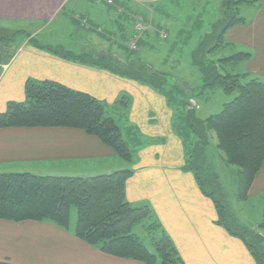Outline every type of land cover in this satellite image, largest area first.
I'll use <instances>...</instances> for the list:
<instances>
[{
  "label": "crops",
  "instance_id": "obj_1",
  "mask_svg": "<svg viewBox=\"0 0 264 264\" xmlns=\"http://www.w3.org/2000/svg\"><path fill=\"white\" fill-rule=\"evenodd\" d=\"M108 1L106 0L109 5L115 7L112 12L101 7L105 0H0V23H3L0 26L9 23L17 25L13 29L21 30L19 27L26 25L33 31L30 36L36 39L44 29L58 20L59 14L64 13L66 26L71 28L68 30L75 33L76 38H80L65 42L69 53L78 50L96 51L100 48V51L111 56L128 60L138 57L145 47L157 50L163 46H173L164 44L172 36H175L178 44L188 45L196 40L198 45L203 35L212 28L210 24L205 25L204 18L198 24L195 19L187 16L188 23H183L185 0L180 6H174L173 2L181 0H151L159 5L167 2L170 6L173 3V6L164 10L159 5H152L148 10L142 8L144 4L141 3L127 7L123 1L119 3L120 0H114L113 4ZM85 4L86 7H92L88 13L90 20L88 16L81 17L91 23L88 28L83 25V21L75 18L76 14H71L72 10ZM104 14L107 17L104 18ZM91 16L97 19L102 16V24L91 21ZM137 18L144 22L151 21L152 24L139 36L138 47L134 52L130 50L128 38ZM60 30L65 29L61 26ZM161 33H167V37H161ZM226 36L234 45L243 44V38L250 40L251 43H246V46L252 47L251 57L246 60L247 69L260 57L259 63H262L264 69V6L256 7L251 18L232 27ZM36 42L37 45L26 38L17 41L8 38L0 40V113L5 112L12 101H25L26 84L30 80L58 82L110 104L117 103L124 95L134 96L133 99L137 100L135 97L147 90L141 81L65 58L46 48L61 46V40L51 38ZM116 45L118 51L113 49ZM171 53H166L167 58ZM150 68L153 69V65ZM132 104L130 109L134 113L142 108L140 103ZM195 104L198 105V102ZM159 111L163 114L167 110H163L162 106L157 110L146 108V121H140V118H135L137 122L132 121L139 126L145 122L149 127L157 126L161 122ZM143 133L155 138L153 147L167 151L163 154L164 161L160 162L161 151L154 152L151 144L141 148V151H151L145 158L152 162H137L138 165L132 169L133 175L126 184V197L130 202L140 201H137V196L150 200L161 226L155 229L156 238L163 234L169 235L185 264H255V259L244 242L218 224L217 208L213 200L202 193L195 174L184 164V147L180 141H174L172 137L164 140L158 134H150L151 132ZM126 162L98 137L79 128L0 127V173L49 175L59 174V171L64 170L63 176L87 178L127 169L129 164ZM108 169L111 171H106ZM153 178H160L154 188H150L149 183L141 188V182ZM261 192H264V163L249 191L252 195ZM75 231L76 221L72 220L69 228H64L50 220L14 221L0 218V263L146 264L140 259L108 253L102 249L101 244H90L78 237Z\"/></svg>",
  "mask_w": 264,
  "mask_h": 264
},
{
  "label": "trees",
  "instance_id": "obj_2",
  "mask_svg": "<svg viewBox=\"0 0 264 264\" xmlns=\"http://www.w3.org/2000/svg\"><path fill=\"white\" fill-rule=\"evenodd\" d=\"M242 1H221L220 18L203 35L192 53L193 63L203 73L202 87L221 86L227 93L236 91L238 94L218 114L205 120L191 119L193 132L198 131L199 136L194 146L187 150V163L202 193L213 200L218 224L244 242L255 264H264V235L260 231L264 229V221L257 227L245 220L235 219L224 202V196H215L217 175L212 171L213 168L210 169L204 162L202 164L210 129L216 131L219 149L227 162L239 168L238 197H247L264 163V80L253 78L242 82L243 74L229 70L223 73L218 69L250 58L251 53L241 51L216 61L211 60L213 52L225 43L227 32L242 22L238 11ZM46 48L65 58L75 59L73 54ZM85 53L90 54L88 51ZM75 60L133 79L139 77L131 71L135 63L128 64L130 67L121 72L115 68L112 58L105 54L97 59L88 55V59ZM144 67L147 70L148 66ZM142 69L143 64L138 71L142 73ZM1 126L79 128L98 137L120 158L129 160L131 157L126 152L119 126L107 114L105 103L89 93L70 89L54 81H28L25 101L8 104L7 110L0 113ZM132 174L133 171L129 169L87 178L0 173V218L14 221L50 220L69 228L71 207L75 206L76 235L88 243L101 244L108 253L140 259L146 264H158V254L162 264H185L169 235L155 237L152 245L156 250L153 253L130 233L132 225L149 214L147 208L144 211L143 207L131 206L126 197L127 180Z\"/></svg>",
  "mask_w": 264,
  "mask_h": 264
},
{
  "label": "rangeland",
  "instance_id": "obj_3",
  "mask_svg": "<svg viewBox=\"0 0 264 264\" xmlns=\"http://www.w3.org/2000/svg\"><path fill=\"white\" fill-rule=\"evenodd\" d=\"M92 1L94 2V0ZM122 1L127 7L132 4L134 5L135 3L144 4L142 8H148V10L152 7V5H154V7L159 5L157 2H151V0H120L119 3H121ZM182 1L184 0L173 2L174 6L182 5ZM220 1L222 0H185L184 8L186 10V13H184V16L182 17V19H185L183 23H188L187 16L195 19V23L198 24H200L201 19L204 18L205 25L207 26V24H210L212 27V24L220 18ZM173 3H171L170 6H168L167 2L165 4L161 3L159 6H163L164 10L167 7L173 6ZM258 6H264V0L242 1L238 6L239 14L242 17V22H245V20L249 17L251 18L254 10ZM101 7H103L104 10L108 12H112L115 8L114 6L109 5L106 0L105 3H101ZM91 10V5L86 7L85 4L84 6H79L77 10H72L71 14H76L77 16H75V18L83 21V25L88 28V26L91 27V23L88 20L84 21V19L81 17L88 16V19L90 20V15H88V13ZM59 15V17L57 16L58 20L54 22L50 27L44 29L41 35H39V37H36V39L30 36L33 34V31L31 29H28L30 27H27L26 25L20 26L19 28L21 30L13 29L17 27V25H11L9 23L3 26L1 25L0 40H7L8 38V40L12 39L13 41H17L22 38H26L27 40L33 42V44L37 45V40L41 41L43 39L53 38V40H61V46L49 47L61 53H69V48L65 47L64 45L65 42L71 41L74 38H80H76V34L71 33L68 30L71 28L68 25L66 26V19L63 17V15L65 14L62 13ZM105 17H107V14H104V18ZM75 21H73V25H75ZM91 21H93L94 23L102 24L101 21H103V19L102 16L98 17V19L91 16ZM140 21L142 22V20ZM143 24L145 28H147V26H150L152 22L145 21ZM59 26H62V29L65 30H60ZM5 28L10 31H7ZM106 28L108 29V26ZM81 39L83 38L81 37ZM175 41H177V39L175 38V36H172L168 38L164 42V44H171L173 46H163L157 50H150L151 47L142 48L143 51L140 53V55H138V57H131L129 60L111 56L108 53L100 51V48L96 51H88V53H90L88 55H91L96 59L102 54L110 56L115 68L119 69V71L121 72L130 67L128 66V64L135 63L134 66H136L138 69L143 64V69L141 70L142 73L139 72L138 69L134 66H131V71L132 74L135 72L137 73V75H139L141 84L147 90L140 93V95H137L135 97V99L137 100L133 99L134 96L132 97L131 95H124L118 99L117 103L110 104L105 102L107 114L119 126V132L125 141V147L127 150L126 152L127 154H131L129 160H124L125 162L127 161V164H129L127 168L129 170H132L135 166H137V162L139 160L140 162H152V160H150L149 158H145L146 155L151 154V151H141V148L149 144H151L150 146L153 148L152 150L154 152L160 153L159 151H161L162 158H160L159 161H164L163 154L167 150L164 148L153 147V144L156 143L154 141L155 138L153 136L147 137L143 133L144 131L145 133L151 132L150 134L152 135L158 134L160 135V137L164 138V140L172 137L174 141H180L181 146L183 145L184 147V164L187 165L190 171H192L189 168L190 165L187 163V150L189 147L194 146V143L196 142V140H198L199 134L198 131L193 132L191 119L195 118L198 120H203V118L218 113L219 111H221L225 103L233 100L238 94L237 92L226 93L219 86L213 87L211 89H205L204 87H202L203 73L199 70L198 66H195L192 57V51L194 50V48L198 47L196 40L190 42V44L188 45L178 44ZM242 41L244 42V45H234V43L229 41L226 36L225 43L213 52L211 60L216 61V59H219L221 57L225 58L241 51H248V53L252 52V47L246 46V43L249 44V42L251 43V41L245 38H243ZM101 46L105 47V44H102ZM113 49L118 51V46L116 45V47H113ZM167 52H172L168 58L166 56ZM70 54H73V57H75V59H88V55L84 51L78 50ZM246 58L249 59V57ZM246 58H243L239 63L233 62L231 65L226 66L224 69L220 67H218V69L223 73L225 72V70H229L235 73L243 74L244 77L242 79V82L250 81L253 78L264 80L263 65L262 63H259V59L261 57L256 61L254 60V62L249 65L250 68L248 69ZM149 64L153 65V69H150ZM144 65L149 67H147L148 71L146 70ZM139 77L134 78V80L139 81ZM178 80L181 81L178 82ZM193 100L195 102H198V105H195ZM100 101L102 102V100ZM132 102L142 104V108H138L139 111L135 110L134 113V110L130 109V106L132 108L133 105ZM190 103L193 104V107L190 106ZM160 106H162L163 110L167 111H165V113L163 114H161V111H159L158 116L160 118L159 121L161 122H158L157 126L149 127L145 125L146 122L141 126L134 123L137 122L135 118H140V121H146V117L144 115L146 108L157 110L160 109ZM132 120H134V122ZM207 138V143L204 148L205 158H203L202 164L204 162L205 164H207V167H209L210 169L213 168L212 171L217 175V183L215 184V196L218 198L221 197V194L224 196V202L229 207V210L232 212L235 219L239 221L245 220L258 227V225H260V223L264 221V192L258 194L254 193V195L249 193L246 198L238 197L237 173L239 168L235 165L229 164V162H227V160L225 159L224 154L219 149L218 135L215 130L210 129L208 131ZM106 171L111 170L108 169ZM95 173L99 172L95 171ZM49 175L63 176L65 175V173L64 170H61L59 171V174L49 173ZM147 179H149V176ZM159 181L160 178H153L150 181L141 182V188L146 187L148 183L150 188H154L156 182ZM137 198V201H140H129L131 203V206L143 207L144 211L147 208L149 214L143 219L136 221L132 225L130 233L136 236L150 251L155 253L156 248L154 245H152V242L154 241L155 237H157V231H155V229L158 228V226L161 227L160 221L156 217V213L154 212L149 202L150 200L139 196H137ZM76 216L77 209L75 206H72L70 220H72L73 222L76 221ZM71 224L74 225V223ZM135 226L137 227L134 228ZM260 231L261 234L264 235V229H260ZM157 263L162 264L161 256L159 254L157 255Z\"/></svg>",
  "mask_w": 264,
  "mask_h": 264
},
{
  "label": "built area",
  "instance_id": "obj_4",
  "mask_svg": "<svg viewBox=\"0 0 264 264\" xmlns=\"http://www.w3.org/2000/svg\"><path fill=\"white\" fill-rule=\"evenodd\" d=\"M110 4L113 3V0L108 1ZM140 18L136 19L135 26H134V31L130 34V38L128 41V45L130 46L131 49L135 50L138 47V41H139V36L141 33L145 30L144 24L140 21ZM141 22V23H140ZM163 37H166L165 33H161Z\"/></svg>",
  "mask_w": 264,
  "mask_h": 264
}]
</instances>
